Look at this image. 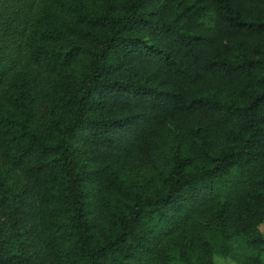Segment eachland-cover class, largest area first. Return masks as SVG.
<instances>
[{
    "label": "trees",
    "instance_id": "obj_1",
    "mask_svg": "<svg viewBox=\"0 0 264 264\" xmlns=\"http://www.w3.org/2000/svg\"><path fill=\"white\" fill-rule=\"evenodd\" d=\"M264 0H0V264H264Z\"/></svg>",
    "mask_w": 264,
    "mask_h": 264
},
{
    "label": "rangeland",
    "instance_id": "obj_2",
    "mask_svg": "<svg viewBox=\"0 0 264 264\" xmlns=\"http://www.w3.org/2000/svg\"><path fill=\"white\" fill-rule=\"evenodd\" d=\"M259 230L264 235V222L259 226ZM215 264H231V262L225 259H216Z\"/></svg>",
    "mask_w": 264,
    "mask_h": 264
}]
</instances>
